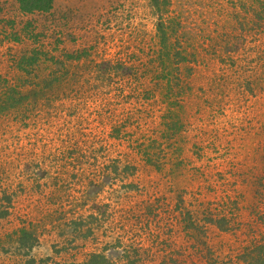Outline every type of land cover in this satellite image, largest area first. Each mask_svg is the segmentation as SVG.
<instances>
[{
	"label": "rangeland",
	"instance_id": "obj_1",
	"mask_svg": "<svg viewBox=\"0 0 264 264\" xmlns=\"http://www.w3.org/2000/svg\"><path fill=\"white\" fill-rule=\"evenodd\" d=\"M44 1L0 0V264L264 247V0Z\"/></svg>",
	"mask_w": 264,
	"mask_h": 264
},
{
	"label": "trees",
	"instance_id": "obj_2",
	"mask_svg": "<svg viewBox=\"0 0 264 264\" xmlns=\"http://www.w3.org/2000/svg\"><path fill=\"white\" fill-rule=\"evenodd\" d=\"M17 1L21 6V11L23 13H28V14H31L32 11L34 10H42L44 7L42 3H45L44 0H17ZM50 2L51 1H46L45 3L48 9L50 8V4H51ZM151 2L152 4L154 3L156 4L158 0H151ZM159 29L163 31L161 27H159ZM164 33L165 31L161 32V39L164 41L163 45L165 44V42H167V39L164 37ZM220 45H222V42H216L214 44H211V46L209 45V49H212L213 52L216 53V56L219 58V60L223 59V55L221 54L222 50L225 53H227L225 48L223 49ZM163 49L165 50L163 57L164 55L168 57V51L165 48V46ZM168 119H169L168 124H179V120L177 119L176 114L169 113ZM174 128L176 129V125H173V129ZM186 221H187L186 227L189 231L188 233L190 234L191 232L190 237L199 241L201 237V226L197 224L196 222H194L193 219L190 218V214L188 213L186 216ZM260 250L264 251V247H258L251 252H245L241 257H239L238 262L240 264H264V253ZM54 264H112V263L110 262V260L106 259L104 256L92 255L89 257V259H86L83 262L64 263L60 260V262L57 261V262H54Z\"/></svg>",
	"mask_w": 264,
	"mask_h": 264
}]
</instances>
